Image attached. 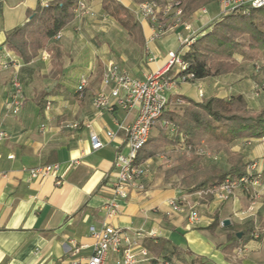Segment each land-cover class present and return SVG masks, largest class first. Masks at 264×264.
<instances>
[{
    "label": "crops",
    "instance_id": "0c3cea01",
    "mask_svg": "<svg viewBox=\"0 0 264 264\" xmlns=\"http://www.w3.org/2000/svg\"><path fill=\"white\" fill-rule=\"evenodd\" d=\"M38 1L56 0H0V52L7 50L3 45L6 32L23 24ZM97 1L96 9L111 20L109 29H103L105 26L97 20L80 22L75 16L60 30L62 37L51 40L60 53V72L46 49H41L28 63L8 50L20 63L24 92L22 108L16 115L4 106L13 67L0 66V129L7 135L0 145V264H81L92 253L94 238L89 228H100L106 223L140 233L135 239L148 254L139 264H188L189 256L179 253L180 249L212 264H264V183L256 201L241 189L223 201L214 199L207 189L186 192L187 181L183 180L180 164L192 153L197 154L195 150L206 152L210 160L204 162L202 158L200 166L214 164L228 168L229 163L226 152H211L205 144L191 151L187 135L176 128L166 129L172 139L166 143L158 139V130L153 125L150 141L145 145L152 146L153 154L142 161L146 169L144 189L132 190L127 198L117 199V215L106 217L105 204L113 197L117 174L115 156L127 150L124 127L135 119L137 109L114 106L112 110L97 111L93 107L94 94L108 93L111 86L102 82L105 65L113 61L120 70L137 78L163 69L168 51L183 53L189 47H180L177 33L193 34L194 38L210 28L220 10L217 2H210L202 6L206 13L202 14L200 7L182 16L190 25L189 31L170 23L160 38L146 43L151 29L147 20L132 11L136 2L119 0L139 21L141 37L134 40L102 10L101 0ZM97 30L109 41H98ZM233 58L238 62L234 70L191 82H180L177 68L172 67L168 75L176 85L167 93L165 110L184 107L187 102L183 96L200 101L208 96L228 98L240 94L250 109L263 106L264 80L260 88L255 92L254 89L258 86L256 70H264V59L249 61L240 53H234ZM83 75L88 82L78 94L76 87ZM67 122L80 126L69 128ZM108 130L113 131V137H107ZM91 133L102 142L100 148H92ZM263 140L264 137H244L228 145L230 151L239 153L248 162L252 174L261 173L262 181ZM46 163L59 164L61 184H56L52 177H29L26 168ZM193 178L192 175L188 181L193 183ZM172 198L185 208H194L198 220L188 223L186 211L170 213L167 201ZM215 216L218 224L210 229ZM224 219L229 220L228 225L222 223ZM247 223H252V230L247 229ZM253 231L257 237H251ZM115 258L111 253L107 264Z\"/></svg>",
    "mask_w": 264,
    "mask_h": 264
},
{
    "label": "trees",
    "instance_id": "16d2710c",
    "mask_svg": "<svg viewBox=\"0 0 264 264\" xmlns=\"http://www.w3.org/2000/svg\"><path fill=\"white\" fill-rule=\"evenodd\" d=\"M79 1L56 0L46 2V5L38 1L23 24L6 32L3 45L23 63L31 61L41 49H46L52 56L56 70L60 72V53L51 40L75 18V9ZM133 1L138 4L144 0ZM153 1L164 7L171 0ZM180 1L183 17L203 5L217 2V0ZM101 8L125 28L134 40L140 39L139 21L119 0H101ZM234 53L242 54L243 58L249 61L264 59V4L260 7L220 13L210 28L195 36L188 49L183 51L182 60L186 68L178 71V74L191 73L192 79H196L230 72L238 66V62L233 58ZM260 71L264 72L263 69ZM182 98L187 102L184 107L165 110L154 122L158 130V139L166 143L172 141L166 134L167 127L163 124L166 120L187 135L191 151L205 144L211 152L220 150L226 152L229 163L228 168H220L214 164L200 166L202 158L199 155L192 153L190 157L184 158L180 167L184 171L183 180L187 181L186 192L210 190L219 186L226 178L237 179L247 175L248 162L244 161L239 153L230 151L228 145L238 138L264 137V105L257 110L250 109L240 94L228 98L208 96L200 101L185 96ZM149 141L150 137L146 146ZM145 145L138 152V162L153 154L152 146L146 148ZM192 175L193 183H190L188 180ZM217 224L218 218L215 216L208 228L212 229ZM247 229H253L252 223H247ZM179 253L189 256L188 264H212L189 250L180 249Z\"/></svg>",
    "mask_w": 264,
    "mask_h": 264
},
{
    "label": "built area",
    "instance_id": "2783aa9c",
    "mask_svg": "<svg viewBox=\"0 0 264 264\" xmlns=\"http://www.w3.org/2000/svg\"><path fill=\"white\" fill-rule=\"evenodd\" d=\"M220 13H227L235 9H247L248 7H260L264 0H217ZM46 5V2H43ZM79 10L84 8V2L79 1L76 7ZM201 13H206L202 7ZM76 11V9H75ZM136 14L147 20L150 25V34L146 38V43L160 38L172 26H183L184 30L189 31L190 25L185 23L182 16V3L180 0H171L164 7H160L153 0H144L137 4ZM173 13L172 19L168 17ZM76 16V15H75ZM193 34L184 36L177 33V39L180 47L184 48L193 40ZM62 37L61 31L54 35L55 40ZM47 56V55H46ZM151 58V57H150ZM0 66L7 69L9 66L13 70L9 78V95L5 101V108L11 114H18L24 102L23 85L19 76L20 63L14 59L8 50L0 52ZM176 67L178 71L186 68L182 60V52L170 50L167 52V61L165 68L157 69L147 74L143 78L133 77L129 73L119 69L118 65L109 61L102 73V82L105 85L111 84L109 92L98 91L94 94L92 105L97 111L112 110L114 106H119L124 110L136 107L137 113L135 119L124 127L126 152H117L114 165L117 168L116 178L113 182V197L105 204L106 217L111 218L118 213L117 199H125L132 190L142 191L144 189L143 178L146 169L142 162L137 161L138 152L147 143L154 122L161 117L167 104V93L174 87L173 79L167 74L168 71ZM192 79V74L187 73L179 76L180 81ZM88 78L83 75L79 78L76 92L81 94L87 85ZM163 124L170 130L175 128L168 121ZM66 126L77 129L80 125L77 122H67ZM44 128V124H40ZM107 137H113L111 130L106 132ZM6 132L0 129V145L6 138ZM91 146L98 149L102 146L99 138L90 134ZM264 141V140H263ZM197 154H202L201 149L195 150ZM11 158L12 155H9ZM75 162V161H74ZM29 177L39 179L52 177L56 184L62 183V174H59L58 163H46L26 168ZM247 175L237 179L226 178L219 186L210 189L214 199L223 201L227 199L236 189L248 192L251 185H255L258 177L253 175L250 167H247ZM253 176H248V175ZM169 212L186 211L188 223H195L198 220L197 211L188 207L185 208L182 203L175 198L167 201ZM168 212V213H169ZM90 233L94 238L92 253L81 264H107L111 253L116 258L110 264H139L148 254L147 249L135 238L140 236L139 232H130L129 230L118 228L110 223L102 225L100 228L91 226ZM256 231L251 232V237H257Z\"/></svg>",
    "mask_w": 264,
    "mask_h": 264
},
{
    "label": "rangeland",
    "instance_id": "374dc122",
    "mask_svg": "<svg viewBox=\"0 0 264 264\" xmlns=\"http://www.w3.org/2000/svg\"><path fill=\"white\" fill-rule=\"evenodd\" d=\"M82 1L84 2V8L82 10H79L78 8H76V18L80 22H84L87 19L88 20L91 19V20H94V21L97 20L99 24H101L102 26H105V28L103 27V29L108 30L109 29L108 22L111 21V20L101 10H99L98 8L96 9L98 1L97 0H90L89 2L85 1V0H82ZM132 11L136 14L134 9H132ZM92 29L96 30L95 27H93ZM100 31L101 30H97L98 34H96L95 38L98 41H100V42H108L109 40H107V38H104L102 35L99 34ZM52 42L53 41H51V43ZM109 45L111 46L110 43H109ZM260 70H261V68H258L256 70V72L258 73V75H257L258 76L257 77L258 80H256V83L258 84V86L255 87L254 92L256 91L257 88H260V84L264 80V72H261ZM180 82H191V79H188L186 81H180ZM174 83H175L174 85H176V82H174ZM205 153H203V155H199V156L201 158H204V162H209L210 160L207 157V153L206 154ZM253 175L258 177V181H257V183L255 185H251V187L249 188V191L247 192V194L249 195V197L251 198L252 201H256L257 198L260 196V193H259L260 185H262V182L264 183V181H262L263 177H261V173L260 172L253 173Z\"/></svg>",
    "mask_w": 264,
    "mask_h": 264
},
{
    "label": "water",
    "instance_id": "95a60500",
    "mask_svg": "<svg viewBox=\"0 0 264 264\" xmlns=\"http://www.w3.org/2000/svg\"><path fill=\"white\" fill-rule=\"evenodd\" d=\"M222 223H223L224 225H228V224H229V220H228V219H224V220L222 221ZM237 235L240 236V233L238 232Z\"/></svg>",
    "mask_w": 264,
    "mask_h": 264
}]
</instances>
